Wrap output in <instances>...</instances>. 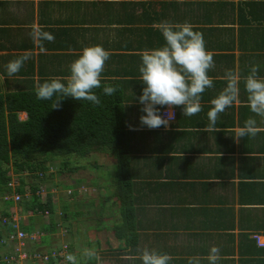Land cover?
<instances>
[{
	"label": "crops",
	"instance_id": "0c3cea01",
	"mask_svg": "<svg viewBox=\"0 0 264 264\" xmlns=\"http://www.w3.org/2000/svg\"><path fill=\"white\" fill-rule=\"evenodd\" d=\"M161 21L189 22L203 34L215 61L209 71L214 86L202 94V111L197 115L183 116L182 106L172 108L177 112V128L171 124L167 129L141 128L143 105L130 111L129 125L139 128L126 129L132 138V156L150 157L151 176L141 180L156 181L157 190H141L145 196L132 206L138 233L132 247L115 236L121 215L112 198L119 218L96 229L103 241L91 246L87 242L84 249H94L99 261L91 259L87 264H142L138 256L144 248L168 253L173 257L169 264H188L192 256L209 264L207 256L214 246L220 249L217 264H264V251L253 243L255 235H264V118L255 116L260 131L254 137L237 142V128L254 116L242 80L239 103L220 114L215 128L207 127L210 100L225 87V70L243 77L255 64L264 78V0H0L1 82L8 80L20 90V80L66 76L83 46L102 45L110 52L102 80L129 84L125 94L137 100L143 89L140 52L164 44L157 26ZM33 27H42L55 38L43 42L44 51L30 37ZM24 55L30 58L23 66L31 72L9 76L8 62ZM44 66L45 74L38 75ZM169 129L172 135L163 133ZM149 149L171 152L167 173L158 169L160 155L148 154ZM143 163L134 164L141 171ZM160 184L173 188L159 190ZM76 250L75 246L72 253L83 264L84 250L81 254Z\"/></svg>",
	"mask_w": 264,
	"mask_h": 264
},
{
	"label": "trees",
	"instance_id": "16d2710c",
	"mask_svg": "<svg viewBox=\"0 0 264 264\" xmlns=\"http://www.w3.org/2000/svg\"><path fill=\"white\" fill-rule=\"evenodd\" d=\"M24 67H26V72ZM45 67L47 66L40 68L38 75L43 76L45 74ZM28 72H31L29 66H22L18 73L28 74ZM4 74L6 73L4 72ZM48 77H53V75H47ZM44 80L40 79L39 82H34L31 79L20 80L19 83L23 85L20 90H14L17 87L13 89L11 82L8 80L4 81L3 92L0 86V193L10 194L7 188H11L9 184L12 180L10 175L12 173L19 179L21 184L19 192L23 194L25 188H27L31 193L30 199L20 203L19 207H23V211L32 212L34 215L47 212L45 218H50V226L40 230L38 246L35 248H32V245L27 246V253L42 248L43 250L52 248L53 251H57L60 247V245L56 246L55 238L52 237V235L57 234L56 223L52 219L56 211V208L52 206V195L48 193L41 200L40 196L36 195V191L39 189L38 184H36L38 174H45L44 178L53 177V175H48L47 171L54 161L59 160L60 168L64 169L65 174L73 177L72 175H77L76 173L79 171H85V166H74V163L89 160L91 156L100 154L110 157L114 162L110 167L107 166L108 171L111 173V180H109L107 186H99L98 189L99 191L101 189L107 191L112 188L111 196L116 201L113 203L114 205H120L121 224L114 227L115 236L118 239L125 240L126 247L136 245L138 233H136V226L134 225L132 206L140 202L142 197L145 196L146 192L141 193V190L147 192L157 190L156 181L145 182L141 180L142 178L148 179L151 176L152 167L149 165L151 159L145 156L139 157V159L132 156L134 152L133 147L130 146L132 138L127 131L130 126L129 113L140 103L137 102L138 100H131L135 97H128L125 94L130 87L129 84L124 85V82L120 85L115 82L116 85L112 84V86L116 87L118 91L112 96L104 95L102 88L95 90L101 101L98 106L88 101H77L68 97L61 102L62 106L58 110L52 109L50 101L38 100L35 94L37 85ZM101 82L102 85L105 84V80ZM139 84H142V82ZM143 87L142 84L140 88ZM157 107L160 108V111L164 108L159 105ZM176 108L179 107L176 106ZM21 114H24L25 118L21 119ZM177 123L173 122L171 128H177ZM163 133L173 134L172 129L163 131ZM156 150L149 149L147 153L151 155L159 154L158 157L160 158L157 163L160 166L158 169L162 171L163 167V172L167 173L171 163V158L167 153L171 152L164 149ZM139 161L144 162L143 165L145 164V168L141 171L138 169L139 166L134 164ZM92 163L97 170L103 168V166L98 165L97 161ZM154 167H156V164H154ZM58 175L62 177L63 172L60 170ZM26 180H30L31 184L27 186L25 184ZM81 183H84V181H81ZM81 183L77 182L75 186H79ZM72 187L66 186V188ZM172 188L173 185L169 184H160L159 186V190H172ZM75 193L73 196H75ZM73 196L70 195L68 199ZM90 203L85 204L82 201L80 206H73V210H70L69 205L61 206V220L68 223L70 220L76 219L78 215L81 218L89 215V213H85L84 207L89 206ZM107 203H109L108 200L104 198L103 202H99L100 213H104L103 207ZM7 205L8 208L12 204ZM5 216L10 215L3 212V217ZM36 221L34 217H31L29 218L30 223L23 224L20 222L19 227L26 234L31 235L35 230ZM73 224L80 223L67 224V227H65L66 237L68 235L72 238L78 232L79 228L72 230L71 225ZM84 227L81 226V229L84 230ZM11 232H13L11 224H6L1 228L0 242L3 237ZM90 243L92 242L88 239L89 246H91ZM68 247L70 254L74 255L72 249L75 246L71 243ZM263 251L264 249H262ZM11 256H14L12 249L6 251L4 257L0 258V264H16L8 261ZM57 259L62 258L57 257ZM57 259L50 258L47 263L36 262L35 264H59L60 260ZM26 263L22 262L21 264Z\"/></svg>",
	"mask_w": 264,
	"mask_h": 264
},
{
	"label": "clouds",
	"instance_id": "9594fccd",
	"mask_svg": "<svg viewBox=\"0 0 264 264\" xmlns=\"http://www.w3.org/2000/svg\"><path fill=\"white\" fill-rule=\"evenodd\" d=\"M157 26L162 34L164 44L156 48H146L140 52L141 62L138 71L140 73L139 79L144 87L142 95L136 99L143 105L141 112L145 113L139 118L141 128L156 129L163 126L167 129L169 124H172L170 121L174 119V112L171 111L174 106H182L183 116L187 117L195 116L202 111V94L214 86L209 71L215 67V61L213 54L206 49L203 34L194 31L191 23L161 21ZM30 37L39 44L41 51L45 50L43 47L44 41L54 42L55 39L42 27H33ZM109 57L110 52L102 45L83 46L77 54V58L69 63L68 75L48 77L37 85L35 91L37 99L50 101L51 108L57 110L62 106L61 102L68 97L77 101H88L94 105H100L101 101L95 91L96 89L102 88L103 94L107 96H112L118 91L116 87L109 84L102 85L101 82L105 63ZM29 58L28 55H24L9 61L6 65L8 75L12 76L18 73L24 62ZM258 73L259 65L255 64L243 77L231 69L225 70L222 77L226 82L225 87L210 100V110L207 112L208 128H215L220 114L235 103H239L242 80L246 92L247 106L254 116H249L244 121L243 126L237 128L234 138L238 142L246 136L254 137L260 131L255 116L264 118V78H261ZM158 105L161 107L166 106L164 110L168 108L169 111L161 114ZM129 128L132 131L139 130V128L132 126H129ZM43 178L40 179L38 174L36 184L41 183L45 179ZM13 181L17 184L14 192L23 197L20 203L25 200L28 201L31 195L29 190L25 188L24 193H20L21 184L19 179L12 175L11 183ZM25 184L28 186L31 181L26 180ZM7 190L10 194H1L0 197H10L13 194L12 188H7ZM39 191L45 193L44 185H41L36 193ZM26 193L28 196H25ZM41 193L37 195L40 198L43 196ZM1 202L3 204L2 210L6 208L4 213L10 215L3 217V219L14 217L13 207L20 205V203L15 205L10 199L7 202ZM9 203L12 205L7 208ZM29 213L30 216H36L32 212ZM18 221L20 220L18 219ZM6 224H12V222L9 221ZM6 224H3V227ZM2 247H5L3 252L12 249L9 245L2 244ZM27 250L28 248L24 252H27ZM28 254L31 255V253ZM83 257L85 258L83 264H87V261L91 259L99 261V256L94 249H84ZM138 259L141 260L142 264H169L173 257L166 252L144 248L141 250ZM220 259V249L215 246L212 247L207 256L209 264H217ZM66 260L69 264H80V261L73 254H68ZM200 260L199 256H192L188 258V264H200ZM22 262L36 263L31 260Z\"/></svg>",
	"mask_w": 264,
	"mask_h": 264
},
{
	"label": "rangeland",
	"instance_id": "374dc122",
	"mask_svg": "<svg viewBox=\"0 0 264 264\" xmlns=\"http://www.w3.org/2000/svg\"><path fill=\"white\" fill-rule=\"evenodd\" d=\"M1 84L4 83L1 82ZM1 87L3 88V85ZM23 116L24 115L21 114L20 118L23 119ZM93 161H97L98 165L103 166V168L98 170L95 169L92 163ZM112 164L113 161L106 155H93L89 160H82L74 163V166H85V171H79L78 173H76L77 175H72L73 177H71L65 174L64 169L60 168V161L57 160L52 163L51 167L47 171V174L53 175V177H47L45 179L43 178L44 180H42L41 183L38 182V185H44L45 190V193L43 194V196H41V198H44L46 194L50 193L53 198L52 206L56 208L55 215L52 217L53 221L56 223L55 228L57 229V234L52 235V237L55 238L56 246H62L66 243L69 245L72 243V245H75L77 247L75 253L81 254L82 250H84L85 245L88 242V239L90 240V242H92L90 243L91 245H97L98 243H101L103 241L101 239V234L98 235L96 229L107 228L108 225H112V223L119 218L116 207L112 204V201H110L113 198L111 196L112 188L107 191H104L103 189L99 191L98 189L99 186H107L109 180H111V173L108 171L107 166L110 167ZM60 170L63 172L62 177L58 175ZM10 175L12 176L13 174L11 173ZM81 181H84V183H81ZM77 182L81 184L79 186H75ZM66 186L73 187L66 188ZM74 192H76L75 196H73ZM70 195H72L73 197L71 199H68L70 198ZM103 198L107 199L109 203L105 204V206L103 207L104 213H100L101 209L99 208V202H103ZM82 201H84L85 204L91 202L89 206L86 205L84 207V210H86L85 213H89V215L82 218L78 215L76 219H72L68 223H64L60 217V207L63 205H69L70 210H73V206H80ZM102 205L103 204L101 203V206ZM19 206L20 205L13 207L14 219H16L17 221L19 219V222H22L23 224H27L29 222V218L31 217H34L37 220L36 225L34 226L35 230L31 234L34 241V243L31 244V247L35 248L38 246V243L40 241V230L41 228L43 229L46 226H50V218H45L47 217V215L45 216L44 213H39L36 216H30V213L28 211H23V207L20 208ZM2 209L3 204L0 201V229L3 228V212L6 210V208L5 210ZM74 222L80 223L71 225L73 227L72 230L79 228L78 232L72 238L68 235L66 237L65 227H67V224ZM81 226H85L84 230L81 229ZM95 240H99V242ZM4 249L5 247H2V242H0V258H2L4 254H6V252H3ZM50 249H36L35 251L33 250L31 254L45 252L46 250Z\"/></svg>",
	"mask_w": 264,
	"mask_h": 264
},
{
	"label": "built area",
	"instance_id": "2783aa9c",
	"mask_svg": "<svg viewBox=\"0 0 264 264\" xmlns=\"http://www.w3.org/2000/svg\"><path fill=\"white\" fill-rule=\"evenodd\" d=\"M167 111H169L168 108L163 110L161 114H164ZM171 111L174 112V119H172L170 123H173L176 120V112L172 109ZM39 178L42 179L43 175L39 174ZM9 186L12 188L13 194L10 197H0V200L3 202H7L10 199L15 205H17L22 201L23 197L17 194L16 192H14L15 186H17V184L14 181L10 183ZM40 193L41 192L39 191L36 193V195H40ZM41 194H43V192ZM25 196H28V194L26 193ZM44 215L46 216L47 212H44ZM9 221L12 222L11 225L13 226L14 231L12 233H9L2 240V244L11 246L14 252V256H11L8 261L15 262L16 264H21L22 261L25 260H31L32 262L47 263L50 258L57 259V257H60L62 259H57L60 260L59 264L69 263L66 260V256L70 254V250L67 244H63L62 246H60L57 249V251H53L51 248L48 252L35 253L31 255H29L27 252H24L27 246H30L32 243H34L32 235H28L25 232H23L19 227V221L14 219V217H12L11 219H3L2 223L6 224ZM253 239L255 240L256 245L259 248H264V235H255Z\"/></svg>",
	"mask_w": 264,
	"mask_h": 264
}]
</instances>
